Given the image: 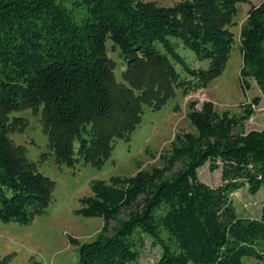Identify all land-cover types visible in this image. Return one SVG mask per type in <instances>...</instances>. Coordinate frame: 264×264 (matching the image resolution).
I'll use <instances>...</instances> for the list:
<instances>
[{"label":"trees","instance_id":"trees-1","mask_svg":"<svg viewBox=\"0 0 264 264\" xmlns=\"http://www.w3.org/2000/svg\"><path fill=\"white\" fill-rule=\"evenodd\" d=\"M248 3L0 0V220L31 223L52 191L47 176L11 152L4 113L42 108L58 161L72 165L84 153L106 159L111 141L135 127L127 121L108 137L96 129L117 107L108 41L129 71L149 64L186 92L197 91L224 70L234 45L228 26L237 6ZM239 48L240 87L246 96L254 81L261 97L244 104L241 116L192 102L187 118L195 131L174 136L162 167L93 181V196L80 200L75 215L104 226L80 246L78 264H141L148 244L161 250L157 264H264V204L260 217H244L233 199L264 187V129L247 131L264 99V0L249 11ZM24 123L18 118L12 126ZM205 166L221 172L220 185L200 180Z\"/></svg>","mask_w":264,"mask_h":264},{"label":"rangeland","instance_id":"rangeland-1","mask_svg":"<svg viewBox=\"0 0 264 264\" xmlns=\"http://www.w3.org/2000/svg\"><path fill=\"white\" fill-rule=\"evenodd\" d=\"M141 1L171 7L185 0ZM262 1L250 0L248 4L237 6L233 22L228 26L234 45L225 68L206 87L197 91L186 92L172 84L161 69L149 64L129 71L120 49L108 41L107 56L113 73L110 88L117 107L113 118L96 129L108 137L127 121H132L135 127L126 136L111 141L112 151L106 159L100 160L96 153H84L83 156L78 154L72 165L58 161L45 130L42 108L26 107L3 114L9 126L7 137L13 149L11 152L16 157L23 155L38 172L47 176L52 191L44 212L36 214L31 223L0 220V264H78L80 246L96 240L104 226L103 219L75 215L81 207L80 200L93 196V181H107L114 176L129 178L140 170L162 167L160 155L169 149L174 136L195 131L187 118L192 102H197L198 108L203 103H210L218 114L227 111L241 116L244 104L261 97L254 81H251L252 88L246 96L240 87L243 61L239 44L249 11ZM158 97L165 102L158 104L155 100ZM255 110L256 115L247 125L248 132L264 129V99ZM18 118L24 119L25 123L12 126ZM21 160L24 165L28 164L23 158ZM199 176L211 186L222 182L221 172L212 173L208 166L199 170ZM233 199L241 216L258 218L264 204V187L255 196L247 188L240 190ZM160 255L159 248L148 244L141 264H157ZM243 264L262 263L246 258Z\"/></svg>","mask_w":264,"mask_h":264}]
</instances>
